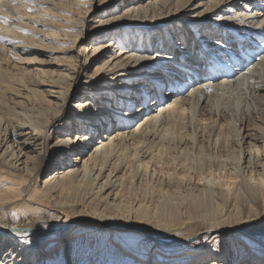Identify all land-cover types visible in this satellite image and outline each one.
Masks as SVG:
<instances>
[{"label": "bare ground", "instance_id": "obj_1", "mask_svg": "<svg viewBox=\"0 0 264 264\" xmlns=\"http://www.w3.org/2000/svg\"><path fill=\"white\" fill-rule=\"evenodd\" d=\"M96 1L120 10L95 25L83 55L103 60L78 84L79 55L0 63V264L47 242L42 264H66L63 241L100 248L99 264H264V19L238 0ZM94 4L0 0L1 60L64 52ZM200 233L207 251L178 243Z\"/></svg>", "mask_w": 264, "mask_h": 264}, {"label": "rangeland", "instance_id": "obj_2", "mask_svg": "<svg viewBox=\"0 0 264 264\" xmlns=\"http://www.w3.org/2000/svg\"><path fill=\"white\" fill-rule=\"evenodd\" d=\"M238 1H239L238 3L242 6V8H243V6L245 8H247V6L249 4L250 6L247 8V10L251 11V14H253V16H255V18H259V19L263 18L264 19V0H238ZM114 2H116V0H114ZM145 2H149V0H146ZM251 3H254V4H251ZM113 4L114 3L112 2L110 4H107V5L105 4L104 6L102 5V6L98 7V3L95 0L94 7H92L91 11H89L87 14L82 15L88 21V25H87L88 28L85 27V29H84V33H85L84 37L78 39L75 42L72 41L71 44L69 43L70 45L68 44L66 46V50L64 52H61L60 50H53L52 48L39 49L38 51L21 52L20 58H22V59H20V58L15 59V58L7 57L8 58L7 62L1 60L3 58L2 57L3 55L0 53V60H1L0 63L2 62L3 66L7 65L4 68L9 69V70L12 69V72H15V73L18 71H23V69H33V68L58 71V70H60V68L62 66L60 57H62L63 55H68L67 57H69V55H79L78 60H79L81 65H80L79 76H78L77 81H76V83L78 84L80 82V80L83 79V75L85 74L86 71L90 74L93 73L95 71L96 67L99 65V63H101V61L103 60V58H101L97 62L91 63L92 59H88V61H87V57L85 58L83 53H84L85 48H86V51H90V46L92 45V42L94 43V41H93L94 38H97V37L100 38V40H98V41L101 43L100 32L98 29H94V27H95V25L98 26L99 22H107V21L111 20L110 17H113L114 15L118 14V11L120 9H117L116 14L115 13H114V15L112 14L113 13L112 10L115 9V4L114 5ZM108 6L110 7L109 8L110 10L107 9ZM106 9H107V12H105ZM82 11H84V10L82 9ZM188 15H192V14L189 13ZM184 16H185V14H183L181 17H184ZM78 17H80L79 14L77 16L75 15L74 19H77ZM80 18H78V19H80ZM103 19H106V20H103ZM91 26H93V27H91ZM155 38H156V36H155ZM110 40H111V38H106V39L104 38V41H102V42L108 43V41H110ZM54 51H59V52L54 53ZM85 62H86L85 66H87V69H84L85 66L83 67V64ZM6 63H8V64H6ZM16 69H17V71H16ZM163 92L164 93L166 92L165 88L163 89ZM77 94H78L77 93V87H75L71 91L70 99H69L68 105H67L68 108H72L73 102L77 101V98H78ZM162 97H163V93H162ZM153 98L154 97H152V96L149 97V100L147 101L148 104L149 103L151 104V101H153ZM154 107H156V109H159L160 103H158V104L154 103ZM134 108H135V106H134ZM136 125H137V119H135V121L132 123V128L135 127ZM243 127H244V129L247 128V126H243ZM115 129L116 128H113L112 132H114ZM75 134H77V132H74V137L76 136ZM53 142H54V140H51L50 142L46 141L45 143H46V145H47V143H50V145H51V144H53ZM45 151H43V152L46 154ZM87 156L88 155H86V154L80 155L81 160L83 161L85 158H87ZM78 160H80V159H78ZM143 164L147 165V166L149 165V168H148L149 170L150 169L155 170V166H152L150 163H148V159H144ZM55 168H57V167H54V165L52 166L51 164H47L46 167L41 168V170L38 173L40 183ZM186 175H188L187 177L189 179H191L192 182H195V183H197V181L199 182V179H198L199 173H197L196 171H195V173L194 172L191 174L188 173ZM186 175H184V176H186ZM78 224L79 223L76 222L73 226H77ZM137 233H139V232H137ZM151 236H153V235L151 234ZM164 237H165V240H169V243H167L166 245L171 244V242H173L172 240H174V239H166V238H172L171 235L170 236L166 235ZM62 240H65V239H62ZM149 240H153V237H149ZM11 242L12 241H10L8 246L4 247V249L2 250V252H3L2 254H4V252H7L8 248L11 246L10 245ZM63 243L68 244V247H66V252H67L66 264H99L100 263V257L98 255V253L101 252L100 248L98 249V251H96L97 248L96 247L94 248L92 246L89 248H91L93 250L86 248L85 251L81 250V251H78L76 254H70L69 242L63 241ZM178 243H180L181 246H186L185 248H187V249H191V250H195V251H202V250L207 251L212 246L213 241L211 238H208L206 236V234L200 233L197 235L196 239H194L193 241H190V242L180 241ZM47 245H48V242L42 243L39 246V249L37 250L39 253L36 256V258L31 262V264H42V261H44L43 256L48 254L47 252L43 251V250H45ZM60 247H61V245L59 246V248ZM67 248H68V250H67ZM154 250H155V248H154ZM23 258H24L23 256L19 255L18 259L21 261H19L18 264L23 263V261H22ZM229 262L231 264L232 260ZM25 264H27V261L25 262ZM187 264H198V262H193V263L190 262Z\"/></svg>", "mask_w": 264, "mask_h": 264}, {"label": "water", "instance_id": "obj_3", "mask_svg": "<svg viewBox=\"0 0 264 264\" xmlns=\"http://www.w3.org/2000/svg\"><path fill=\"white\" fill-rule=\"evenodd\" d=\"M197 236H194V237H191V238H188L186 240H184L185 242H190V241H193L194 239H196ZM157 241H161V240H157Z\"/></svg>", "mask_w": 264, "mask_h": 264}]
</instances>
